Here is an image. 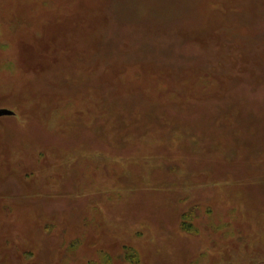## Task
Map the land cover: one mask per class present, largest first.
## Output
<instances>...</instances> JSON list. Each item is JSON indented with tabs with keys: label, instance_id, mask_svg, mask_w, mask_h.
Here are the masks:
<instances>
[{
	"label": "rangeland",
	"instance_id": "1",
	"mask_svg": "<svg viewBox=\"0 0 264 264\" xmlns=\"http://www.w3.org/2000/svg\"><path fill=\"white\" fill-rule=\"evenodd\" d=\"M0 110V264H264V0H0Z\"/></svg>",
	"mask_w": 264,
	"mask_h": 264
},
{
	"label": "water",
	"instance_id": "2",
	"mask_svg": "<svg viewBox=\"0 0 264 264\" xmlns=\"http://www.w3.org/2000/svg\"><path fill=\"white\" fill-rule=\"evenodd\" d=\"M15 114L8 110H0V118L2 117H13Z\"/></svg>",
	"mask_w": 264,
	"mask_h": 264
},
{
	"label": "trees",
	"instance_id": "3",
	"mask_svg": "<svg viewBox=\"0 0 264 264\" xmlns=\"http://www.w3.org/2000/svg\"><path fill=\"white\" fill-rule=\"evenodd\" d=\"M190 228H192L191 226H188L185 230H187L188 232L190 231Z\"/></svg>",
	"mask_w": 264,
	"mask_h": 264
}]
</instances>
